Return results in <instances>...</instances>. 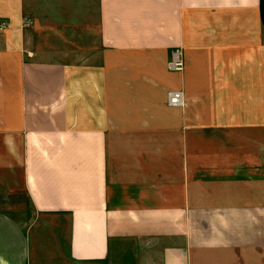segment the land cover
<instances>
[{
	"label": "crops",
	"instance_id": "1",
	"mask_svg": "<svg viewBox=\"0 0 264 264\" xmlns=\"http://www.w3.org/2000/svg\"><path fill=\"white\" fill-rule=\"evenodd\" d=\"M0 19V264H264V0Z\"/></svg>",
	"mask_w": 264,
	"mask_h": 264
},
{
	"label": "built area",
	"instance_id": "2",
	"mask_svg": "<svg viewBox=\"0 0 264 264\" xmlns=\"http://www.w3.org/2000/svg\"><path fill=\"white\" fill-rule=\"evenodd\" d=\"M24 27L33 26L31 19L24 20ZM8 22L0 19V33L7 29ZM167 68L172 73H183L185 64L181 53H175L169 61ZM167 105L171 108L181 109L185 106V93L183 90H170L167 93Z\"/></svg>",
	"mask_w": 264,
	"mask_h": 264
},
{
	"label": "rangeland",
	"instance_id": "3",
	"mask_svg": "<svg viewBox=\"0 0 264 264\" xmlns=\"http://www.w3.org/2000/svg\"><path fill=\"white\" fill-rule=\"evenodd\" d=\"M260 38H261L262 42H264V34L263 33H261ZM10 206H11V200H9L6 197H3L2 195H0V208L7 209V212L9 214H11V212H13V211L11 210ZM26 208H27V211H30V208H28V207H26ZM20 213H22V212H17V216L18 217L22 216V214H20ZM19 219H23V218H19Z\"/></svg>",
	"mask_w": 264,
	"mask_h": 264
}]
</instances>
